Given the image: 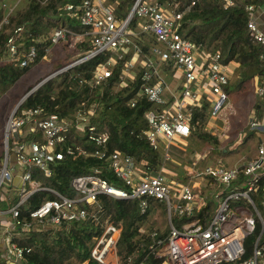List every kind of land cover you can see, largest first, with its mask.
<instances>
[{"label": "built area", "instance_id": "2783aa9c", "mask_svg": "<svg viewBox=\"0 0 264 264\" xmlns=\"http://www.w3.org/2000/svg\"><path fill=\"white\" fill-rule=\"evenodd\" d=\"M194 3L192 0L184 10L175 11L156 1L135 0L125 18L117 17L106 5V0H82L77 6V17L82 25L88 27L85 35L89 36L92 46L87 55L92 57L100 52L112 54L95 66L91 77L93 85L102 83L111 75L117 59L123 58L127 48H131L132 55L120 70V81L134 80L132 70L136 64H140L143 69L140 94L157 106L145 113L148 129L144 135L153 150L162 152L164 161L170 159L169 151L174 143L185 144L191 133L195 107H200L204 101L209 104L206 128L212 129L217 127L216 120L226 124L228 115L235 113L225 89L233 77L234 64L223 63L218 51L207 52L201 43L180 34L184 24H194V21L185 19V14ZM231 3L232 0H224V7ZM244 7L250 15L247 27L251 35L256 42L264 45V29L255 17L256 6L246 4ZM63 9L70 12L73 5L66 4ZM142 34L152 36L155 40V43L147 44V51H142L132 39ZM80 37V34L61 27L51 33L52 43L67 38L79 40ZM6 52L9 58L18 53L13 37L7 39ZM35 54L34 47H30L23 54L20 65L26 66L33 62ZM43 58L46 59L47 55ZM161 64L168 68L169 76L160 72ZM166 78L180 83L171 88ZM254 91L258 96L263 95L264 79L256 81ZM130 105L133 106L134 102ZM94 114V105L79 109L70 118L48 113L43 107H33L16 110L8 117L6 137L3 138L0 188L4 180L8 184L13 182L15 163L22 170L18 177L23 186L32 181V167H38L50 175V164L56 160H61L65 155H85L86 151L82 147L66 144L67 133L73 128L76 134L85 135L88 141L100 147L93 155L110 160L113 171L127 189L114 187L96 175L72 179V187L82 196H64L48 187L33 188L29 194L46 189L54 197L44 200L23 218L20 217L19 205L27 196L6 211H0V245L7 261L20 264L25 254L33 253L32 248L12 241L16 228L30 229L36 222L60 224L85 220L89 216L86 206L92 207L99 194L122 199L138 198L142 213L148 206V197L165 204L168 234L161 238L153 231V242L149 246L155 257L164 258L161 264H258L259 258H264V250L258 246L261 233L253 244L251 256L243 257L245 238L254 231L257 222L261 224V229L264 226L263 218L252 199L253 194H259L264 205V184L258 185L264 175V140L258 146V157L241 164L244 180L240 185L233 184L238 179L239 166L227 168L218 163H206L198 167L196 163L201 159L198 154L186 171V180L180 181L174 175L168 176L165 168L154 174L140 172L133 158L123 152L115 151L107 155L105 144L109 134L92 124ZM247 125L251 129L260 127L259 120L254 117L248 119ZM242 134L240 132L239 140L229 145L231 149L241 142ZM201 179H207L217 186L213 191L209 190V196L199 191ZM20 190L24 192V188ZM212 200V211L206 221L195 217L187 222L176 223L177 219L192 216ZM119 232V228L109 224L96 239L91 250V257L96 264H119L116 253ZM140 264L145 263L142 261Z\"/></svg>", "mask_w": 264, "mask_h": 264}, {"label": "trees", "instance_id": "16d2710c", "mask_svg": "<svg viewBox=\"0 0 264 264\" xmlns=\"http://www.w3.org/2000/svg\"><path fill=\"white\" fill-rule=\"evenodd\" d=\"M151 1L167 5L175 11H182L192 0ZM193 1L195 3L185 14V19L194 21V24L192 26L184 24L180 34L196 43H201L207 52L218 51L223 63L234 64L233 77L225 86L227 93L234 91L243 94L248 82L254 80L261 82L264 79V45L256 42L251 35L247 27L250 15L244 6L253 4L256 7H263L264 0H232L227 7H224V0ZM81 2L82 0H0V93L13 86L29 69L30 64L40 62L51 45L57 44L52 43L51 40V33L56 28H67L81 35L75 42L74 49V52L80 53L72 56L74 52L71 50L62 52L60 58L55 61L53 70L48 74L88 54L92 49L90 38L85 35L88 27L82 25L77 17L79 11L77 6ZM134 2L135 0H106V5L117 17L125 18ZM66 4L73 5L70 12L63 9ZM9 37H13L18 49L17 55L13 58H9L6 52V42ZM132 39L139 44L142 51H147L148 43H155L152 36L145 34ZM30 47L35 49V59L26 66H21L23 54L28 52ZM110 55H112L110 52H100L51 77L33 91L19 105L17 111L23 108L43 107L48 113H58L70 118L79 109H87L94 105L95 114L92 117V124L98 130L107 131L109 134L105 144L106 154L123 152L133 158L140 172L154 174L165 167V161L162 152L150 147L144 132L148 129L145 113L156 109L157 106L140 94L143 71L140 64H136L132 70L135 74L133 81L122 83L119 79L121 68L132 55L131 48H127L123 58L117 59L111 75L102 83L93 85L91 81L95 66ZM159 69L163 75H170L165 65L161 64ZM36 83L28 87L25 92ZM131 102H134L133 106L130 105ZM252 108V117L262 120L264 93L261 96L255 94ZM209 113L210 107L206 101L200 107L193 109L191 133L187 137L190 146L187 150H182L179 156L174 153L175 158L177 156L175 161L178 166H174L175 170L172 173L180 181H184L186 171L196 160L194 153H197L199 148L191 146H201V142H204L203 144L215 148L219 153L224 149L229 151L227 147L221 146L217 136L205 129ZM232 123L236 122L232 121ZM232 123L231 128L234 127ZM239 131L243 133L241 145L253 137L259 140L257 130L251 129L248 125L245 126V130L242 128ZM66 144L78 145L86 151V154L65 155L61 160H56L50 164V175H46L38 167H32L34 187H27L24 192L16 193L15 191L19 189L18 180H15L9 188L0 190V211H6L27 196L19 205L20 217L23 218L44 200L54 197V194L46 189L28 193L36 187H48L64 196L77 197L78 193L72 187L71 181L78 176L96 175L114 187L127 189L125 183L113 171L110 160L93 155L100 147L88 141L85 135H78L73 128H70ZM172 149L171 147L170 154ZM2 157L3 153L0 154V165ZM242 168L243 166L239 165L240 173L233 184H242L244 180ZM262 184H264V175L258 185ZM252 199L264 221V205L261 204L259 194H253ZM147 202L148 206L142 213L138 198L122 199L99 194L92 207L86 206L89 216L85 220L65 221L60 224L36 222L30 229L16 228L12 241L33 249V253L22 257L20 264H96L91 257V250L96 239L109 224L120 230L116 242L119 264H140L142 261L145 264H161L164 258L155 257L149 246L153 242L151 236L153 231H156L157 237L161 238H165L168 234L169 227L159 229L153 220L156 209H160L164 215L166 206L152 197H148ZM213 203V200L209 201L200 211L193 213L192 216L177 219L176 223L187 222L195 217L200 218L202 222L206 221L211 214ZM261 228V224L257 222L254 231L245 238L244 258L251 256L253 244L260 233L258 246L264 250V226L263 229ZM0 264H11L4 257L1 245Z\"/></svg>", "mask_w": 264, "mask_h": 264}, {"label": "rangeland", "instance_id": "374dc122", "mask_svg": "<svg viewBox=\"0 0 264 264\" xmlns=\"http://www.w3.org/2000/svg\"><path fill=\"white\" fill-rule=\"evenodd\" d=\"M144 1H148V0H144ZM75 42H77L76 39L67 38L64 41L51 45L49 50H47V54H46L47 60L42 59L38 63L30 64L29 69L13 84V86H11L8 90L0 93V154L4 153L3 138H4L6 122L9 117V114L11 113L16 103L26 93L25 91L28 89V87L36 83V81H38L39 79L41 78L43 79V77L49 75L48 73L53 70L56 64L55 61H57V59L60 58L62 52L64 53L67 52L68 50L74 52ZM79 53L80 52H74L72 56H76ZM167 82L171 88H174L175 85H178V83H180L179 81L173 79L172 80L168 79ZM255 86H256V81L254 80L246 84L245 93L242 94L232 91L228 94V101L232 104L233 108L235 109V113L228 115L227 118L228 121L226 124L219 120L216 121V123L220 125L228 126V128H230L229 129L230 131H219L218 129L206 128L207 126H205V129L209 130L211 134H214L215 136L218 137L222 147H227L226 145L227 141L223 137L224 134L228 135L229 140H235L236 138L235 131L240 130L242 128L245 130V126H247V121L250 117H252V113H253L252 105L254 103L255 94H256L254 91ZM232 121L236 123H232ZM231 123L234 125V127L232 128H231L232 125H230ZM231 129L233 131H231ZM188 142L189 141L187 140V142H185L186 145H183L184 144L183 143L181 146H178L179 143L177 142L173 144L175 147H172L173 148L172 152L171 154L169 153L170 161L166 160L164 167L166 169V174L168 176L174 174L172 173V171L174 172L175 170L174 166H178V163L175 160L177 156L180 155L182 150H187V147L190 146ZM257 142L258 141L253 137L245 144L240 145L238 148L221 153L216 151L215 148H212L208 145L206 146L205 144H203L204 142H201L203 146L199 145V146H191V147L199 148L197 153L198 155H201V159L199 161V164L197 165L198 167H202L206 163H218L219 165L230 168V167H235L236 165L241 163L242 156L249 157L253 155L254 151H256L257 149L256 147ZM174 153L178 154L176 158L174 156ZM12 160L13 158H11V161ZM13 167H14L13 183L15 180H18L17 188L19 190L15 191L16 193L20 192L21 188L25 189L27 187L29 188L34 187V185H32V181L26 182L25 184H23V186H21V182L18 176H20L22 170L16 163L13 164ZM10 168L12 169L11 166ZM184 180H186V178ZM4 181L5 182L2 183L3 185L0 188V190H5L10 186V184L6 182L7 180ZM215 188H217V186L213 182L207 179L200 180L199 191L202 192L204 195L209 196L210 195L209 190L213 191ZM78 196H82V194L78 193ZM153 220H155V226L157 228L168 229L169 223L167 220V213L163 215L160 209H156L153 215ZM263 260L264 258H259L258 264H262Z\"/></svg>", "mask_w": 264, "mask_h": 264}, {"label": "crops", "instance_id": "0c3cea01", "mask_svg": "<svg viewBox=\"0 0 264 264\" xmlns=\"http://www.w3.org/2000/svg\"><path fill=\"white\" fill-rule=\"evenodd\" d=\"M255 17L257 18L258 23H260L261 27L264 29V6H263V7H256ZM45 60H47V58H46ZM167 79H170V78H167ZM255 81H256V80H255ZM254 83H255V82H254ZM263 116H264V115H263ZM216 121H218V120H216ZM219 121H220V120H219ZM259 123H260V127H259L258 129H256V130H257V136H258V138H259V140H258V142H257V144H256V147H257L256 151H254L253 155H251V156H249V157L242 156V162L239 163V164L236 165V166H239V165H241V164H244V163L247 162L248 160L255 159L256 157H258V156H257V155H258V153H257V152H258V146H259L260 143L264 140V117H263L262 120H259ZM216 126H217V127H215L214 129H218L219 131H230V130H229L230 128H228V126L220 125V124H217V123H216ZM240 132H241V131H239V130L237 131L235 140H229L228 135H225V134H224L223 137H224V139H226V141H227V142H226V145H227V147H228L229 150H234V149H236L239 145L242 144V137H241V142L238 143V144H236L235 148L231 149V148L229 147V145H230L231 143H234V142H236V141L239 140V134H240ZM185 142H187V139L185 140ZM181 145H182L181 143L178 144V146H181ZM183 145H186V144H183ZM173 146H174V145H173ZM173 146H172V147H173ZM178 146H177V147H178ZM223 152H227V150L224 149ZM196 154H198V153H195V156H196ZM195 159H196V158H195Z\"/></svg>", "mask_w": 264, "mask_h": 264}, {"label": "water", "instance_id": "95a60500", "mask_svg": "<svg viewBox=\"0 0 264 264\" xmlns=\"http://www.w3.org/2000/svg\"><path fill=\"white\" fill-rule=\"evenodd\" d=\"M90 55H86L54 72H52L51 74L47 75L46 77H44L42 80H40L36 85H34L31 89H29L20 99L19 101L16 103V105L14 106V108L12 109L11 113L9 114V117H11V115L17 110V108L19 107V105L33 92L35 91L39 86H41L44 82H46L48 79H50L51 77L55 76L56 74L70 68L71 66L80 63L82 61H84L87 58H90ZM4 137H6V128H5V132H4Z\"/></svg>", "mask_w": 264, "mask_h": 264}]
</instances>
